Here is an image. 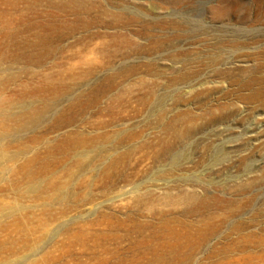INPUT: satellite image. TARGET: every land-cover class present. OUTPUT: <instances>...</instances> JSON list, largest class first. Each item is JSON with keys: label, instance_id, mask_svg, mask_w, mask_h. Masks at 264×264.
Masks as SVG:
<instances>
[{"label": "rangeland", "instance_id": "374dc122", "mask_svg": "<svg viewBox=\"0 0 264 264\" xmlns=\"http://www.w3.org/2000/svg\"><path fill=\"white\" fill-rule=\"evenodd\" d=\"M98 1L101 9L96 17L91 13L96 18L91 25L92 29L112 32L136 28L140 31L131 34L130 38L136 39L139 44H147L158 38L161 42L159 51L148 56L146 48L136 49L118 56L102 68L91 60L92 57L99 56L95 51L94 54L86 53L83 59L88 62L85 64H78L74 59L71 65H53L62 59L61 53H58L54 57L52 55L43 59L42 64L37 66L27 62L30 53L25 52L17 59L15 52L2 50L0 46V105L3 104L0 109V264H264V242H169L172 233L163 231L157 225L153 226L159 223L156 216L163 211L148 210L149 204L133 200L142 198L145 193L157 196L165 191L177 192L182 187L179 186L181 184L189 186L188 184H196L199 178L206 179L207 169L214 165L212 168L215 171L225 161L212 162L208 159L210 152L202 165L193 166L192 162L191 165L187 162L183 169L175 173L170 170L171 159L160 156L158 160L151 162L145 158L142 166L137 167L138 174L130 181H125L120 176L115 179L114 172L127 161L125 157H121L118 159L120 164L113 169L112 175L110 172L101 175L88 169L77 176L57 172L52 179L47 178L38 183L45 187L44 191L29 190V175L21 168L29 158L36 157L38 152L45 150L49 146L48 141H52L54 137L72 130L113 134L114 130L124 125L137 128L143 124L146 114L158 110L161 105L171 104L175 87H166L165 78L169 77L171 66L180 64L174 63L170 55L176 49L201 47L206 38L211 47L214 40L210 38L213 34H224V38L229 39L226 38L227 35L236 30H241L237 36L239 39H247L244 35L251 34L262 39L264 44V0H185L179 4H166L165 1L158 0L160 2L153 9L150 7L151 0H120L121 3L118 0ZM74 7L76 9V5ZM218 8L223 9L222 17ZM148 10L153 12L148 13ZM102 11L104 14H101ZM118 11L121 14L116 17ZM127 16L136 21H128ZM1 31L0 22V41L3 37ZM179 33L187 37L194 33V36L190 40L171 36ZM70 40L73 38L67 42ZM98 40L100 39H96ZM192 40L194 43H187ZM90 47H94V44ZM202 49L206 53V49ZM147 57L157 61L159 70L139 71L121 84L119 78L116 81L105 80L114 77L120 66L140 63ZM233 61V64L242 63L239 60ZM203 73L205 70L198 75L200 81L206 78ZM136 76L158 82L155 89L156 101L136 114L121 107L122 119L112 123L110 100L118 88L133 86ZM113 82H117V86H112ZM190 83H179L177 92L186 93L191 88ZM21 93L26 94L20 98ZM19 99H24L28 101L26 103L39 109L49 104V107L41 109L39 118L42 121L37 126L19 128L18 124L23 126L25 120L20 121V118L27 117L25 114L19 115ZM188 106L192 104L188 103ZM126 112L129 113L128 117ZM256 115L264 116V112H257ZM101 120L107 123V127L95 130L93 125ZM62 123L63 126L58 129L57 126ZM258 123L248 129V123L241 125L227 122L220 126L227 131H223L226 134L215 143L217 147L214 149L220 148L230 157H234L245 147L237 146L238 141L235 140V136L242 133L241 130L246 132L251 129L246 132L247 135L256 134L257 137L248 144L255 149L246 166L239 171L230 168L225 170L221 174L224 177L219 182L238 177L241 180L260 179L259 175L264 171V148L256 144L264 140V121L261 119ZM232 130L233 133L227 135ZM151 131L147 130V133ZM41 134L46 138L33 140L34 136ZM229 138L233 140H228ZM140 141L134 139L131 144H138ZM129 144L123 141L115 144V148L112 142L105 141L104 147L114 148L113 158L115 152H124ZM148 151L149 149H145L146 154ZM183 151L184 157L177 163H185V156L190 154L188 147H183ZM47 152L58 156L55 146L50 147ZM246 152L248 151L243 153ZM86 154L87 157L91 156L93 150L87 148ZM139 156L140 152L135 158ZM104 161L100 167L106 165L107 160ZM230 170L234 172L225 173ZM214 171L213 177L216 176ZM111 178L114 181L110 183L117 184L107 187ZM262 179L253 181L250 188V193L254 195V191H257L255 200L252 201L253 206L264 204V178ZM52 182L58 183L59 187L54 188ZM249 213L244 212L243 216L247 217ZM259 234L264 235V231H259Z\"/></svg>", "mask_w": 264, "mask_h": 264}, {"label": "bare ground", "instance_id": "6f19581e", "mask_svg": "<svg viewBox=\"0 0 264 264\" xmlns=\"http://www.w3.org/2000/svg\"><path fill=\"white\" fill-rule=\"evenodd\" d=\"M163 1L166 4H179L185 0ZM117 2L121 3L120 0ZM158 2L160 1L151 0V9ZM74 5H76V9ZM100 9L101 3L98 0H0V22L3 36L0 41L1 49L15 52L17 59L25 52L30 53L27 62L37 66L42 64L43 59L52 55L54 57L58 53H61L62 59L54 62L53 65H71V61L74 59L78 64H85L88 62L83 59L87 55L86 53L94 54L95 51V54H99V56L92 57L91 60H94L95 64L101 68L118 56H124L127 52H133L136 49L146 48V52L149 51L148 56L159 51L158 47L161 42L157 40L158 38L147 44H139L136 39H131V34H137L134 32L140 31L136 28H130L129 31L123 29L112 32L100 31L99 28L92 29L91 25L95 22L96 13ZM218 9L219 15L222 17L223 9ZM141 10L143 9L141 8ZM130 12L133 10L130 9ZM150 12L153 10L148 13ZM91 13L95 17H92ZM101 14L104 12L102 11ZM120 14L119 11L116 12V17H119ZM127 18L128 21H136L132 17L127 16ZM101 21L104 22V20ZM97 26L100 25L97 24ZM80 28L82 31H79ZM239 32L241 30L228 34L226 38L229 39H225L224 34H213L210 38L214 40L211 47L208 46L206 38L201 47H180L170 54L174 63L180 62L176 66H171L170 72H168L169 77L165 78L166 87H175L172 102L166 106L161 105L158 110L146 114L147 117L139 127L124 125V127L114 130L113 134L102 131H94L91 134L83 130H72L63 132L62 136L54 137L52 141H48L50 147L57 148L58 156L49 155L47 150L50 147L47 146L45 150L38 152L39 156L29 158L21 168L29 175V190L44 191L45 187L38 183L47 178L52 179L57 172H61L62 175L77 176L88 169L101 175L108 172L112 175L113 169L118 167V159L121 157H125L127 161L124 162L122 168L114 172L115 179L120 176L124 177L125 181H130L138 174L137 167L145 158L151 162L158 160L160 156H164L163 159H171L170 170L175 173L183 169L187 162H190V165L192 162L193 166L202 165L210 152L208 159L210 158L212 162L225 161L215 171L212 168L214 165L209 167L206 179L199 178L194 185L181 184L179 186L182 187L177 192L165 191L157 196L145 193L142 198L138 197L133 200L149 204L148 210L163 211L157 214L156 218L159 219V223L153 224V226L157 225L163 231L171 232L169 242H181V240L190 242H264V235L259 234V231H264V224H262L264 222V204L253 206L252 201L255 200L257 191H254L255 195L250 193L253 181L263 180L264 171L259 175L260 179L258 180L250 178L241 180V177H238L230 181L219 182L224 177L221 174L225 170L230 168L239 171L246 166L255 149L254 146L248 144L257 135H247L246 132H250L251 129L246 132L241 130L242 133L235 136V140L238 141L237 146L245 147L234 157L227 156L220 148L214 149L217 147L215 143L219 142L225 136L224 132L227 131L225 128V131L221 129V125H226L227 122L241 125L248 123L246 127L248 129L252 128L254 124H259L261 119L264 121V116L256 115L257 112H264V44L262 39L251 34L244 35L248 37L247 39H239L237 37ZM171 36L190 40L194 33L188 37L180 33ZM70 38L73 40L67 42ZM96 39L100 40L96 41ZM187 43L194 42L192 40ZM92 44L94 47L91 48ZM202 48L206 49V53H203ZM233 60H239L242 63L233 64ZM155 70H159V64L155 59L147 57L143 62L120 66L114 77L105 78V80L116 81L119 78L121 84L139 71ZM204 70L203 75L206 78L204 81L202 79L200 81L198 75ZM179 83H190L191 88L185 91L186 93L177 92ZM112 86H117V82H113ZM157 86V81L136 76L133 86L118 88L109 103L112 109V123H115L114 120L122 119L120 117L121 107H126L130 113L136 114L147 106H151L153 101H156L155 89ZM25 94H19L20 98ZM19 100H21L19 115H27V117L22 116L23 119L20 118V121L24 119L26 121L24 120L23 126L18 124L19 128L37 126L38 122L42 121V118H39L41 109L49 107V104L39 109L26 103L28 101L24 99ZM188 103H191L192 106H188ZM2 106L1 103L0 109ZM126 114L128 117L129 113L126 112ZM106 124L104 120H101L93 127L95 130H100L103 127L106 128ZM62 126L63 123L57 127L60 129ZM150 129L152 131L147 133V130ZM232 133L233 130L227 135ZM45 138L46 136L41 134L34 136L33 140L39 141ZM231 138L228 140H233ZM134 139L141 141L138 144H131ZM105 141L112 142L115 148V144H120L123 141L130 144L124 152H115L112 158L114 148H105ZM257 143L256 146L260 144L261 148H264V140ZM183 147H188L190 154L185 156L186 162L180 164L177 161L184 157ZM87 148L93 150V154L89 157L86 156ZM145 149H149L147 154ZM245 150L248 152L243 153ZM138 152H140V156L135 158ZM104 160H107L106 165L100 167L102 163H105ZM213 171L216 174L215 177H213ZM230 171L225 173L234 172ZM112 181H114L112 178L109 179L106 186L117 184L110 183ZM52 186L58 188L59 184L52 182ZM152 201L156 203H152ZM156 206L158 207L155 208ZM244 212L250 213L244 217ZM251 227H255V229H250Z\"/></svg>", "mask_w": 264, "mask_h": 264}]
</instances>
